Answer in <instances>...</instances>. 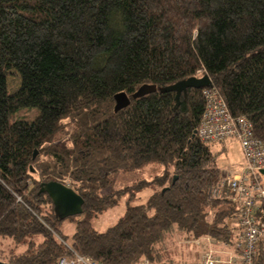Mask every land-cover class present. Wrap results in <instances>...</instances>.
Segmentation results:
<instances>
[{"label": "trees", "instance_id": "16d2710c", "mask_svg": "<svg viewBox=\"0 0 264 264\" xmlns=\"http://www.w3.org/2000/svg\"><path fill=\"white\" fill-rule=\"evenodd\" d=\"M204 76L264 143V0H0V237L26 245L5 263L59 264L76 253L172 264L182 239L231 240L225 221L236 210L225 193L211 199L223 171L197 135L206 88L178 102L162 91ZM142 86L156 90L134 97ZM123 95L129 105L115 112ZM22 109L36 115L11 120ZM146 169L149 180L100 194L114 175ZM49 181L83 198L80 215L55 218L39 192ZM125 196L115 224L92 228ZM257 216L264 223L262 207ZM66 220L70 241L59 229ZM256 254L264 264V241Z\"/></svg>", "mask_w": 264, "mask_h": 264}, {"label": "built area", "instance_id": "2783aa9c", "mask_svg": "<svg viewBox=\"0 0 264 264\" xmlns=\"http://www.w3.org/2000/svg\"><path fill=\"white\" fill-rule=\"evenodd\" d=\"M205 106L197 135L205 144L235 139L240 144L244 158L243 171L229 175L223 171L224 179L210 191L211 199H221L222 194L235 207L236 214L226 225L234 237L224 244L210 243L218 247L204 245L200 258L195 262L185 259L172 264H254L260 241H264V223L259 220L260 208L264 209V143L254 136L252 125L228 111L225 100L212 88L203 89ZM205 238V237H204ZM195 240L198 247L204 241ZM59 264H99L85 255L76 253L71 258L62 257ZM132 264H153L148 259H140Z\"/></svg>", "mask_w": 264, "mask_h": 264}, {"label": "rangeland", "instance_id": "374dc122", "mask_svg": "<svg viewBox=\"0 0 264 264\" xmlns=\"http://www.w3.org/2000/svg\"><path fill=\"white\" fill-rule=\"evenodd\" d=\"M201 78V77H200ZM19 79L17 76L10 75L8 78V87L9 91H15L19 87ZM215 90V89H213ZM217 91V90H215ZM36 115L35 109H22L18 111L15 115L11 117L13 119H28L32 120L33 117ZM10 120V121H11ZM210 151L216 154L218 166L220 167L221 171L227 172L229 175H234L236 173L240 174L243 171V164L244 158L241 155L240 144L235 139L225 140L222 142H214L208 144ZM153 169H146V171H137L135 173H125L123 174H116L113 176L111 184L108 188L102 189L100 192L101 195L107 193H113L115 190H121L125 187L132 186L138 179L149 180ZM156 171V170H154ZM150 191H143L139 194L138 200L132 201V204H141L143 203L147 197L149 196ZM126 196L119 199L118 204L115 205L113 208L108 209L107 211H103L102 214L98 215V217L93 218L91 225L92 228H95L98 231L103 232L109 226L115 224L117 219L122 216L123 212L125 211L126 204H125ZM226 224H228L229 220L227 219ZM59 229H62L67 241H70L71 234L74 230L73 224L69 223L66 220L62 225L59 226ZM205 237V238H204ZM201 238L196 239H182V241L177 242L178 248L172 250L173 257H175L174 262H178L179 260H187L191 262L197 261L201 256L202 247L204 245L208 248H213V250L217 249L218 247L210 244L219 242L220 244H224L226 241L212 238L209 236H204ZM204 238V241L198 247L194 245L193 242L195 240H201ZM206 239H209V242H206ZM26 248V245H15L8 238L0 237V262L5 263L6 257L11 255L12 253L18 254Z\"/></svg>", "mask_w": 264, "mask_h": 264}, {"label": "water", "instance_id": "95a60500", "mask_svg": "<svg viewBox=\"0 0 264 264\" xmlns=\"http://www.w3.org/2000/svg\"><path fill=\"white\" fill-rule=\"evenodd\" d=\"M211 85V80L207 76L201 78L192 77L186 79V81L178 82L174 86L164 88L162 91L174 92L176 94L175 101L178 102L181 94H186L187 88H209ZM155 90V86H142V88L136 92L134 97H142L145 94L154 93ZM116 99L115 112L129 105V100L126 95H123V97H117ZM123 99L125 100V103L120 104ZM261 174L264 176V170L261 171ZM173 182H175V180ZM39 186V192L50 197L52 206L54 207V216L59 221L70 218V216L81 214L83 198L77 195L71 187H67L64 184L55 181L41 183ZM162 191L164 192V190ZM0 264L8 263L0 262Z\"/></svg>", "mask_w": 264, "mask_h": 264}]
</instances>
